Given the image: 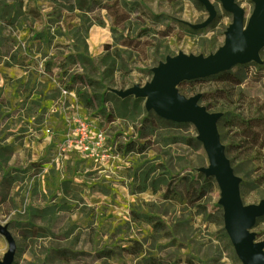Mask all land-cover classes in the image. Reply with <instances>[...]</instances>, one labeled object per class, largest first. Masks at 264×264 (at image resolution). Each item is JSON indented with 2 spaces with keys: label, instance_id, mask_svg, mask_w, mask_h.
<instances>
[{
  "label": "rangeland",
  "instance_id": "obj_1",
  "mask_svg": "<svg viewBox=\"0 0 264 264\" xmlns=\"http://www.w3.org/2000/svg\"><path fill=\"white\" fill-rule=\"evenodd\" d=\"M207 1L213 13L199 0L12 1L0 20V227L14 242L11 264H242L196 128L119 95L167 59L224 44L233 14ZM255 1L231 0L243 28ZM230 71L244 75L246 97L264 101V46L258 62ZM188 83L178 84L186 95L175 90L203 106L212 82ZM219 111L209 112L230 110ZM73 118L103 140L66 149ZM217 129L242 204L257 205L264 179ZM249 232L264 254V215ZM8 251L0 234V264Z\"/></svg>",
  "mask_w": 264,
  "mask_h": 264
},
{
  "label": "water",
  "instance_id": "obj_2",
  "mask_svg": "<svg viewBox=\"0 0 264 264\" xmlns=\"http://www.w3.org/2000/svg\"><path fill=\"white\" fill-rule=\"evenodd\" d=\"M212 12L207 0H199ZM225 11L233 14L224 44L212 55L199 57L181 56L167 59L153 70L151 81L143 87H133L119 93L122 98L134 95L145 99V109L172 123H190L197 130V140L202 144L208 160L204 170L213 178L220 190L219 204L223 208L224 229L242 264H264L262 246L253 241L249 232L255 219L264 215V199L257 205L244 206L240 198L239 179L234 175L217 129L218 114L208 112L197 98H183L175 87L183 81H193L215 76L236 65L259 61L264 46V0H256L254 11L242 26L241 11L231 0H219ZM0 234L9 244L4 264H11L15 251L14 242L7 230L0 227Z\"/></svg>",
  "mask_w": 264,
  "mask_h": 264
},
{
  "label": "trees",
  "instance_id": "obj_3",
  "mask_svg": "<svg viewBox=\"0 0 264 264\" xmlns=\"http://www.w3.org/2000/svg\"><path fill=\"white\" fill-rule=\"evenodd\" d=\"M14 0H0V20H5L12 14L15 5ZM256 82H261L259 76L253 77ZM244 75L240 71H223L215 76L190 81L192 86L197 83L212 82L214 88H209L202 94V104L209 112L225 111L224 115L218 118L217 127L230 136V151H236L237 158L245 165L255 164V172L258 179H264V101L259 98H248L241 89ZM264 86V82L262 81ZM182 85H178V92L186 95ZM81 97V95H78ZM174 124L172 122H168ZM227 156V151H225ZM227 158V157H226ZM211 184L214 180L209 179ZM176 188L170 190L173 192ZM168 198V197H166ZM34 230V229H32ZM131 251V254H137ZM113 253L109 252L107 257Z\"/></svg>",
  "mask_w": 264,
  "mask_h": 264
},
{
  "label": "built area",
  "instance_id": "obj_4",
  "mask_svg": "<svg viewBox=\"0 0 264 264\" xmlns=\"http://www.w3.org/2000/svg\"><path fill=\"white\" fill-rule=\"evenodd\" d=\"M66 134V149L74 145H80L84 147L86 144L91 143L93 140L101 142L103 135L98 134L93 136L92 128L85 120L81 118H73L71 122H67L65 127ZM48 132V131H47Z\"/></svg>",
  "mask_w": 264,
  "mask_h": 264
}]
</instances>
